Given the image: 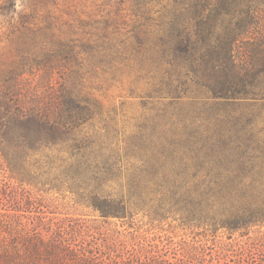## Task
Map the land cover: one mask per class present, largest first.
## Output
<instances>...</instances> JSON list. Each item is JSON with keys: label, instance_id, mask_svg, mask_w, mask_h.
<instances>
[{"label": "trees", "instance_id": "trees-1", "mask_svg": "<svg viewBox=\"0 0 264 264\" xmlns=\"http://www.w3.org/2000/svg\"><path fill=\"white\" fill-rule=\"evenodd\" d=\"M15 2L0 0V18L20 17L7 36L16 34V66L0 82V157L19 183L0 187V264H222L226 256L207 259L201 240L159 248L105 226L138 213L173 217L202 238L219 231L245 236L264 226V147L253 149L258 141L264 145L255 112L264 109V0H128L137 18L139 63L175 98L188 86L206 94L211 106L199 116L209 126L205 140L222 145L201 157L220 162L212 167L187 161L168 168L154 162L178 154L154 150L155 142L170 145L167 137L132 136L122 154L109 142L107 123L84 132L102 116L98 102L64 84L72 75L79 85L84 68L96 73L123 61L126 43L122 50L116 45L109 22L80 23L89 38L65 39L48 16L33 23L35 14L20 15ZM188 113L163 115L168 126L199 120ZM45 187L44 193L70 197L69 205H85L98 218L48 217L57 213L50 205L55 199L34 194ZM260 239L235 264H258Z\"/></svg>", "mask_w": 264, "mask_h": 264}, {"label": "rangeland", "instance_id": "rangeland-1", "mask_svg": "<svg viewBox=\"0 0 264 264\" xmlns=\"http://www.w3.org/2000/svg\"><path fill=\"white\" fill-rule=\"evenodd\" d=\"M118 0H57L55 3L42 0H16V11L21 14H35L33 23H38L43 17L48 16V21L51 20L55 27L60 28L63 32V38H73L80 40L82 37L89 38L88 27L84 30L85 33L79 31V24H92L94 22H109L110 36L118 41L116 45L120 46L125 42L124 52L126 55L122 62H117L114 68L106 69V71L97 70L91 72L84 68L82 79L79 85L72 84V75L64 81L67 89L80 96H91L98 102V107L102 113L101 118L96 117L93 123L86 125L83 129L88 134H93L98 131L104 123L109 126V142L119 148L123 154L125 146L124 140L132 136L150 135L164 140L169 139V144L154 143V150L159 154H164L166 149L175 150L178 154L172 156L169 160L164 161V158L154 159L163 167H171V165H181L182 162H190V165H204L205 167H212L216 162L215 159L203 160V157L209 151H213L218 145L212 141H207L205 138L209 136L207 130L209 128L207 122L200 120L204 117V113L209 108L210 102H206L207 95L200 91L197 87H184L178 97L167 94V90L158 84L157 79H154V73L142 67L139 63L140 57L136 55L133 47V31L136 28L137 18L129 5L128 0H124L123 4H116ZM160 2V4L164 3ZM159 5H156V8ZM103 24V23H102ZM20 26L19 15H13L9 18H0V82L3 75L7 74L8 70L16 66L17 57L15 53L16 34L10 35L11 29H17ZM69 26L73 29H69ZM81 30V29H80ZM120 42V43H119ZM135 44V43H134ZM67 74L69 71L66 72ZM31 84H37V76H27ZM56 79L58 77L56 76ZM61 82V80H59ZM63 83V81H62ZM42 85V84H41ZM38 83V86H41ZM207 103V105H204ZM204 106V107H203ZM165 111L171 113L176 112L178 116H183L187 112L191 118L199 117V120L193 118V124L187 122L185 124H176L168 126L165 123L163 113ZM181 112V113H178ZM258 112L261 121L257 124L259 129L258 137L264 138V109H255ZM103 120L104 122L100 121ZM206 123V124H205ZM175 133V134H174ZM145 134V135H143ZM198 135L193 140L192 136ZM173 136V137H169ZM176 137V138H174ZM144 139V138H143ZM248 145V143L246 144ZM231 147V145H230ZM232 147H235L233 145ZM252 147V146H251ZM264 147L258 141L253 143V149L257 150ZM258 152V151H256ZM158 156V155H157ZM165 157L169 156L164 154ZM159 157V156H158ZM192 159V160H190ZM228 160L221 161L223 164H228ZM156 162V163H157ZM165 163V164H162ZM259 163V162H258ZM188 164V163H187ZM175 167V166H173ZM229 179V178H226ZM173 180V179H172ZM188 180V179H187ZM206 180H210L207 177ZM6 184V185H5ZM11 185L17 188L19 183L13 179L8 172L6 165L0 157V187ZM25 190H30L27 185H23ZM39 189V188H38ZM42 189V188H41ZM47 187L35 192V195L46 198L55 199L50 205L57 207L56 214H47L48 217H57L59 219H75L76 213L84 214L86 216L82 219L93 220L98 218V215L92 212L91 209L86 208L85 205H69L70 197L63 194L54 195L44 193ZM34 195V196H35ZM65 205L75 206L77 211L65 208ZM69 210V211H68ZM53 211V210H51ZM68 213V215H65ZM144 216L138 213L134 219H127L126 221L109 220L110 225H106V229H110L140 236L147 241H152L153 244L159 248H172L171 243L186 242L192 244L193 241H202L205 244V254L216 259L221 258L222 264H235L239 252L242 249H247L252 243H256L260 238H264V226L251 230L248 235L241 236L240 233L217 232L215 234H207L208 237L202 238L195 235L188 229L181 227L175 218L169 217L167 219L157 220ZM74 223V222H72ZM196 236V237H195ZM123 239V237H121ZM207 240V241H205ZM171 241V243H169ZM175 246V245H174ZM260 254V255H259ZM245 258V255L243 256ZM257 263L261 264L264 260V253H257ZM216 260L213 261L215 263ZM246 262H242L245 264Z\"/></svg>", "mask_w": 264, "mask_h": 264}]
</instances>
